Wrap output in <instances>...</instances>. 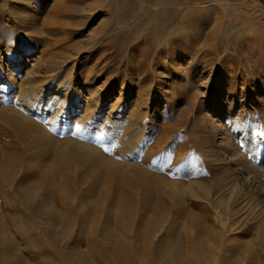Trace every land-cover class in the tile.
Segmentation results:
<instances>
[{"label":"rangeland","instance_id":"rangeland-1","mask_svg":"<svg viewBox=\"0 0 264 264\" xmlns=\"http://www.w3.org/2000/svg\"><path fill=\"white\" fill-rule=\"evenodd\" d=\"M4 1L12 0H0V31L6 33ZM40 1L31 0L29 14L35 24L57 19L66 25V45L84 47L88 39L106 35L91 55L81 51L77 69L105 64L99 73L115 88L109 103L117 98L116 106L129 110L138 91L140 96L148 87L150 97L157 98V112L155 120H144V131L133 126L138 133L127 129L126 135L110 134L105 127L84 133L80 118L73 125H46L40 116L49 145L43 135L11 132L0 113V129L5 125L9 135L0 139V264H264V189L257 185L264 174L253 179L238 161L245 156L264 173V107L249 108L250 82L264 73L260 7L254 0H66L54 7V0ZM49 33L51 48L44 59L65 46L51 45L49 39L58 34ZM17 40L28 53L43 51L37 37ZM232 83L235 91L229 90ZM8 90L16 94L17 87ZM227 95L234 99L226 100ZM198 108L213 119L206 127L197 121ZM217 120L235 149L218 152L229 156L226 162L211 141L219 140L218 130L215 136L208 131ZM121 141L125 153H119ZM79 143L115 164L145 165L152 187H139L123 166L85 160ZM233 167L256 187L244 193ZM224 240L231 245L223 246Z\"/></svg>","mask_w":264,"mask_h":264},{"label":"bare ground","instance_id":"bare-ground-1","mask_svg":"<svg viewBox=\"0 0 264 264\" xmlns=\"http://www.w3.org/2000/svg\"><path fill=\"white\" fill-rule=\"evenodd\" d=\"M43 1L45 4H47L49 2L47 0H43ZM65 1L66 0H54L53 2H55L56 4L54 3L53 7L56 6L57 3H60V2L65 4ZM31 4H32L31 0H12V2H10V3H7L6 1H4L3 4L1 5L2 9H3L2 14L4 15L5 21H6V29L4 28L6 33L5 32L3 33V31L2 32L0 31V113H3V116L6 115L5 120H7V122H8L9 129L7 127H5V125L2 126V129H0V139L5 138V136L9 137V135L7 133L8 132L7 129H8L11 132L13 130L14 132H16L17 135H19L21 137H25L27 134H35V135H40V136L43 135L44 139L47 142L48 141L51 142V139L48 136V134L45 133L44 128L41 127L40 124L38 123V121H39L38 118L40 116H45L46 125H50V124L60 125L61 124V126H63L66 123L73 125L75 123L76 119L78 120V118H80L79 119L80 120V126L82 128H84V131H83L84 133H87L88 131L95 132L99 127H105L110 134H115L113 132L118 131L120 133L124 132L126 135V134H128V131H129L127 129H131V131L133 130L136 132V129L133 126H137V128H139V131H144L145 127H146V123H147L144 120H146V119L155 120L154 114H156V112H157V108L155 107V102H156L157 98H151L150 97V95H149L150 88H148V87H147V89L145 88L143 91L144 93H142V91H141L142 95L140 94V96H138V94L140 93L138 91V94L135 95L136 98L133 96L135 98V100L132 101L133 105L129 106L130 109L121 111L119 109V107L116 106V103L119 102L117 98H115L113 100V103L112 102L109 103V98L111 99V95H112V93H114L115 88L110 87L108 85V79H109L108 77H107L108 79H105V76H102L99 73L101 68H103L102 67L103 64H101V66H99V67L95 66L92 69H88V70H87V68H84V67H80V70L77 69V66L79 65L78 59L81 56L79 54L81 53V51L89 52L91 55V53L94 50L101 48V47H97V46H99V44L102 43V41L104 40L106 35H104L100 38L88 39V41H87L88 44L86 46L84 45V47L80 46L79 48H75L74 45H66V42L69 40L67 30L65 29L66 25L62 26L60 24V22L57 21V19H55L51 25H48L46 23H44V24L43 23L42 24L36 23L35 24V21H36L35 16L29 14ZM33 4H34V2H33ZM213 4H218V2H215ZM223 5H225V4H223ZM227 6H228V4H227ZM33 8H34V6H33ZM55 15H53V16H55ZM51 19H52V17H51ZM62 24H65V23L62 22ZM60 25L62 26V29L57 32V29ZM47 27H49V28H47ZM29 30H31V32H28ZM116 30H117V28H116ZM50 31H54L55 33L58 34V35L55 34L56 36H55L54 41H53V39H49L51 42V45H57L56 47H58V45L59 46L65 45V46H64V48H60V49H62L61 53H58V55L56 54L57 56H54V58H48L47 54H46L45 59H44L41 55L43 53H46L47 51H49V48H51V47H49L50 45L47 44V41H46V39L51 36L49 33ZM112 31L113 30H111V32ZM5 34H7V36L4 38L3 35H5ZM69 35H70V33H69ZM28 37L30 39L37 37L39 40H42L43 51H41L40 49L35 50L31 53L30 52L28 53L27 51H25V49H23L18 44L17 39L19 38L20 40H22V39H24V38L26 39ZM135 39H136V37H135ZM136 40L133 39V41H136ZM72 42H75V41H72ZM76 43H79V42H76ZM83 44H84V42H83ZM155 44H156V42H155ZM76 45H78V44H76ZM95 47H96V49H94ZM125 47H127V46H125ZM154 47H155V45H154ZM161 50H163V49H161ZM54 51H55V49H53V52ZM126 51H129V48L126 49ZM58 52H60V51H58ZM154 52L155 53L158 52L157 47H155V49H153L152 53H154ZM86 54H88V53H86ZM53 55H55V54L52 53V56ZM48 56H49V54H48ZM46 57L48 58L47 61H46ZM90 57H86V58L90 59ZM183 58H185V57H183ZM96 59H97V57H96ZM90 60H93V59H90ZM66 63H69V64L66 66ZM95 64H97V63H95ZM63 69H64V72H63ZM81 70L84 71L85 74L81 73ZM227 72H229V75H231L230 71H227ZM227 72H225V73H227ZM260 73H263V72H260ZM82 74H84V77H82V79H80V80H76V79H78V77L81 78ZM227 75H228V73H227ZM151 76H152V74H151ZM156 76H158V75H156ZM128 79H127V81H128ZM187 79L189 80L190 78H187ZM187 79L185 80L186 82H187ZM258 79H261V80L258 81L257 83L254 81L250 82L249 87H250L251 92L253 94L251 97V101L249 102V108L251 106L252 107L255 106V107L260 108L262 104H263V106L261 108L264 107V73L261 74ZM200 80L201 79H199V81ZM136 81L139 85L140 79H138ZM188 82H190V81H188ZM221 82H223V81H221ZM96 83L98 85L95 86ZM151 83H152V80H151ZM233 83H235V82H233ZM233 83H232L233 88L230 87L229 90L233 89L235 91L236 90L235 87L237 84L235 85ZM230 84L231 83H228V85H230ZM13 85H16L17 92H16V94L15 93L9 94L8 91L10 89L8 90V88L12 87ZM122 85H120V87H119L120 93L122 92V89H123ZM184 85H186V84L184 83ZM184 85H182V86L184 87ZM239 85H241V84H239ZM242 85H244V83ZM154 86H156V85H154ZM182 86H181V88H182ZM138 87H140V86H138ZM239 88H240V86H239ZM137 89L140 90L139 88H137ZM6 90L8 93H5ZM180 91H181V89H180ZM175 93H177V92H175ZM175 93L174 92L170 93L172 96L171 99L173 100V102L177 98V97L174 98ZM240 95H241L240 96L241 100L239 99V101L241 102L242 99L244 98V95L242 93H240ZM228 96L229 95H227V98H225V97L224 98L226 100H231V101L234 99L233 95L230 98H228ZM162 99H164L163 101L165 102V104L167 101V104L170 108L174 107L175 103H173L171 99H167V97L165 95H163ZM161 100H158L157 103H159ZM163 101H161V102H163ZM261 101H262V103H260ZM159 104H162V103H159ZM228 105L231 107L232 103L229 102ZM119 106H121V105H119ZM219 107H220L219 103L213 102V108L215 110L219 109ZM193 108H195V106H193ZM197 110H198L196 113L198 116L197 121L200 123L201 127L205 126V124L208 123L209 121H211L212 118L207 120L208 113H206V111H205L206 109L203 110L202 108H198ZM227 110H230V109H227ZM260 110H262V109H260ZM255 111H257V110H255ZM74 112H77V115H76L75 119H72L69 116V114H72ZM228 113H230V112H228ZM162 114H163V112H162ZM226 114H227V112H226ZM63 115H65V117H63ZM221 116H222V114H221ZM144 122H146V123H144ZM124 123L125 124L129 123L130 125H128V124L125 125ZM105 124H108L110 128H107ZM208 124H210V123H208ZM211 125H212V126H210L211 131L210 130H208V131L212 132L214 134L213 136H215L217 133L216 130H218L217 134L220 135V136H218L219 140H215V141L211 140L215 144V146L217 147V149H215V152H217V153L220 152V153H222V155L223 154L227 155V153L230 154V152L233 154V150H235V149H233V150L231 149L230 145L232 144V142L229 144V141H230L229 138L230 137L228 136L229 134L226 133L227 128L222 129L223 124L218 120L213 121V124L211 123ZM123 127H126L125 130L123 129ZM121 130H124V131H121ZM131 131H130V133H131ZM137 133L138 132H136V134ZM136 134H134V135L131 134V135L135 136ZM249 134L250 133H248V135ZM210 137L214 138L211 136V134H210ZM134 138H136V137H134ZM247 139H249V137ZM217 141H219V142H217ZM50 142H48V145ZM79 146L83 149V151H81V155L85 158V160H87V161H91V160L92 161H99L100 160V163L101 164L104 163V165H108V164L112 163L116 166H123V168H125L127 173H129L132 177H134L135 180L137 179V184L139 187L141 186V188H144L146 190H149L152 187L154 178L151 174H149L146 171L147 169L144 168L145 165H144V167H142V164H141V166H139V165H136L135 163H130V162H125L124 164H120V165L115 164V163L111 162L110 160H106L98 150L93 149L92 147H89L87 145H82L81 143H79ZM125 150H126V148L124 147V145L122 144V141H121L119 143V153H125ZM66 153H68V155L72 156L74 154V151L71 148H69L66 150ZM220 153H218L219 155H216V156H218L219 159L222 160L223 162H226V160H227V158H229V156L228 157L221 156ZM232 154H231V156H232ZM244 157L245 156L240 157L241 159L238 158L239 163L241 162L240 164H242V167L244 166L243 170L246 169V172L248 175H250V174L255 175L256 177L255 178L252 177V178L258 180L259 177L263 176V174H264L263 171H261L259 169H255V165H254V167H252L253 164H252V166H251V164L249 165L250 162L244 161L243 160ZM236 163L234 166L237 165ZM240 166H238V167H240ZM35 169H39V168L36 167ZM241 170H237L236 167L235 168L233 167L231 172H232L234 178L237 180V182H239L243 192L245 193L248 190H253V188L256 186L254 185L253 181H248L247 178L246 179L244 178L245 175L243 176V172ZM127 184L130 185L129 182ZM257 185L260 187L262 186L264 189V182L259 183V181H258ZM263 193H264V191H263ZM224 241H226V240H224ZM229 243L230 242H228V240H227L226 242H224L223 246H230L231 243L230 244Z\"/></svg>","mask_w":264,"mask_h":264},{"label":"crops","instance_id":"crops-1","mask_svg":"<svg viewBox=\"0 0 264 264\" xmlns=\"http://www.w3.org/2000/svg\"><path fill=\"white\" fill-rule=\"evenodd\" d=\"M254 2L260 7V12L264 14V0H254Z\"/></svg>","mask_w":264,"mask_h":264},{"label":"snow or ice","instance_id":"snow-or-ice-1","mask_svg":"<svg viewBox=\"0 0 264 264\" xmlns=\"http://www.w3.org/2000/svg\"><path fill=\"white\" fill-rule=\"evenodd\" d=\"M77 127V131H79L80 126H76ZM97 139H99V137H97ZM105 151H107V149H105Z\"/></svg>","mask_w":264,"mask_h":264}]
</instances>
